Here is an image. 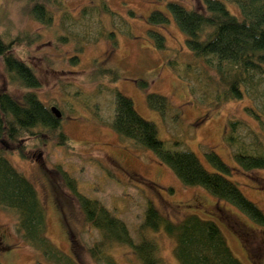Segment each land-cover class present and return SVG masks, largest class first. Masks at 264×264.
I'll list each match as a JSON object with an SVG mask.
<instances>
[{"label":"rangeland","instance_id":"obj_1","mask_svg":"<svg viewBox=\"0 0 264 264\" xmlns=\"http://www.w3.org/2000/svg\"><path fill=\"white\" fill-rule=\"evenodd\" d=\"M222 1L241 17L236 3ZM168 2L57 0L48 5L53 20L46 24L31 14L28 1L0 0V32L5 38L36 36L31 45L18 50L40 82L35 89L39 98L61 110L62 130L69 138V146L49 141L27 149L26 158L16 152L7 156L36 185L47 209L48 237L78 264L106 263L91 254L90 248L102 236L86 221L64 171L76 179L82 194L100 201L126 223L135 243L144 237L155 240L165 264H180L176 240L163 229L143 228L150 204L174 222L191 214L214 220L236 257L244 264H264V227L203 187L185 185L151 150L135 145L112 127L118 90L156 125L168 148L194 152L210 171L216 168L206 153L215 151L234 168L227 177L264 211V169L243 170L235 159L237 152L264 155V95L219 101L216 85L222 89V81L216 63L195 59L188 51L186 35L169 13ZM180 2L201 7L199 0ZM95 4L102 6V15ZM154 10L167 13L166 26L150 24L148 16ZM152 31L164 35V48ZM176 53L181 63L175 70L167 59ZM187 62L197 64L188 74ZM106 68L113 72L105 78L101 69ZM204 69L210 78L201 73ZM146 83L150 92L165 95L172 103L164 117L149 107L148 91L142 88ZM0 84L17 97L25 91L1 64ZM248 107H255L261 117ZM234 120L239 121L233 133L236 140L229 141L226 135ZM110 254L118 264H143L126 245L115 244ZM40 255L19 236L15 215L0 208V261L36 264Z\"/></svg>","mask_w":264,"mask_h":264},{"label":"trees","instance_id":"obj_2","mask_svg":"<svg viewBox=\"0 0 264 264\" xmlns=\"http://www.w3.org/2000/svg\"><path fill=\"white\" fill-rule=\"evenodd\" d=\"M27 1L31 6V14L38 20L46 24L52 22L53 16L48 5L57 0ZM199 1L201 7L189 8L180 0H169L167 7L186 35L188 51L195 59L216 63L215 70L222 81V89L216 85L219 90L217 99L229 101L242 99L247 94L257 97L264 95V0H228L239 6L241 17L233 14L222 0ZM59 4L63 5L61 1ZM94 8L102 15V6L95 4ZM148 20L150 24L163 27L169 23L170 18L167 13L154 10ZM151 33L156 37L158 46L164 48V35L157 31ZM89 36L88 33L87 37ZM35 39L36 36L27 35L8 40L0 32V64L5 73L25 87L22 96L17 97L0 84V208L15 215L19 236L41 254L42 258L36 264H78L48 237L47 209L36 185L7 156L8 152H16L26 158L27 149L49 141L69 146V138L62 130L60 118L56 117L51 107L35 91L40 87V82L32 65L18 50L24 44L31 45ZM167 62L176 70V65L181 63L178 53L170 56ZM196 65V62H187L184 68L186 73ZM204 70L201 73L210 78L207 70ZM101 72L106 78L113 69H101ZM117 79L118 76L113 78L114 81ZM142 88L148 91L149 107L159 111L164 117L167 109L172 108L169 98L150 92L147 83ZM248 109L255 116L261 117L257 115L255 107ZM238 124V120L231 121V132L226 135L229 141L236 140L233 133ZM112 127L116 133L135 145L151 150L185 185L203 187L264 227V211L227 177L234 170L232 166L210 150L206 156L216 168V171H210L194 152L168 148L159 138L156 125L143 118L135 109L132 99L118 90ZM235 159L243 170L264 169V155L261 153L237 152ZM63 176L77 197L86 221L101 233V240L90 248L96 260L118 264L110 254V249L115 244H121L129 246L143 264H165L155 240L144 237L140 243H135L122 219L100 201L82 194L76 179L69 176L67 171L63 172ZM143 228L156 231L163 229L174 237L175 255L180 264H244L235 256L222 229L212 219L191 214L174 222L150 204ZM0 264L3 263L0 261Z\"/></svg>","mask_w":264,"mask_h":264},{"label":"water","instance_id":"obj_3","mask_svg":"<svg viewBox=\"0 0 264 264\" xmlns=\"http://www.w3.org/2000/svg\"><path fill=\"white\" fill-rule=\"evenodd\" d=\"M51 110L56 115V117H58V118L62 117V112L57 106H52Z\"/></svg>","mask_w":264,"mask_h":264}]
</instances>
